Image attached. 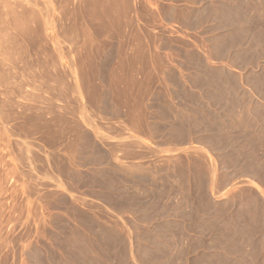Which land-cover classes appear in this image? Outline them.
Returning a JSON list of instances; mask_svg holds the SVG:
<instances>
[{
  "label": "rangeland",
  "instance_id": "obj_1",
  "mask_svg": "<svg viewBox=\"0 0 264 264\" xmlns=\"http://www.w3.org/2000/svg\"><path fill=\"white\" fill-rule=\"evenodd\" d=\"M176 4L196 29L264 8L0 0V264H176L198 247L264 264V129L242 102L264 82L204 63Z\"/></svg>",
  "mask_w": 264,
  "mask_h": 264
},
{
  "label": "crops",
  "instance_id": "obj_2",
  "mask_svg": "<svg viewBox=\"0 0 264 264\" xmlns=\"http://www.w3.org/2000/svg\"><path fill=\"white\" fill-rule=\"evenodd\" d=\"M246 1V0H239ZM253 1V0H251ZM255 1H264V0H255ZM170 10L176 12V17L171 22L177 26V28L182 31L178 32L180 34L192 33L195 36L199 35L201 40L193 44L192 48L199 51L202 55L204 63H215V64H224V65H234V66H243L241 70V76L238 78L242 81L246 77L251 80L262 81L264 82V8H242L234 10L236 16L241 17L238 23H234L232 27H212L209 28H185L181 27V13L183 12L180 4L172 5L169 8ZM164 14L162 13V17ZM237 24V25H236ZM245 66H257V68L250 69L247 68L245 72ZM243 103H246L250 107L248 114L246 115L247 121L250 123V127L257 129H264V86L263 88H257L253 90V93L248 94L246 100H242ZM257 107V111H253ZM124 211H130L124 210ZM137 211V210H136ZM179 211L171 213L169 218H175L173 215H176L177 224H179ZM123 212V211H122ZM147 215L145 209L138 210L135 215L142 216ZM126 212H124L125 214ZM204 217H210V213L204 214ZM175 219H173L174 221ZM162 227L165 224L162 221ZM189 222H184L185 226H188ZM170 225V224H169ZM185 236L182 238L185 241L188 238V235H191L192 232H188L187 227L185 228ZM200 229V228H199ZM198 229V230H199ZM169 236L168 240H174V229L172 226H168ZM196 234V233H195ZM208 233L202 232L197 235L204 237ZM166 237H162L161 240H165ZM131 253V251H130ZM169 255V252L167 253ZM172 255V254H171ZM212 254V249H205L204 247L188 249L184 254L182 259L179 261L176 260V264H217V260ZM101 256L94 255L90 257V264L99 263ZM232 264H235L232 260ZM224 264H228V260Z\"/></svg>",
  "mask_w": 264,
  "mask_h": 264
}]
</instances>
